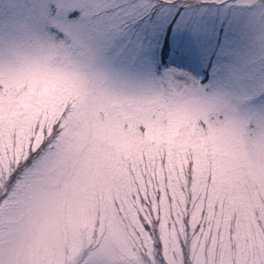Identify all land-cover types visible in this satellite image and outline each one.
I'll use <instances>...</instances> for the list:
<instances>
[{
  "label": "clouds",
  "instance_id": "clouds-1",
  "mask_svg": "<svg viewBox=\"0 0 264 264\" xmlns=\"http://www.w3.org/2000/svg\"><path fill=\"white\" fill-rule=\"evenodd\" d=\"M249 2L232 11L247 12L242 32L257 36L259 54L245 52L214 87L195 77L162 92L131 84L79 33L57 36L38 19L0 36V159L33 153L11 184V204L0 209V257L153 264L130 198L141 173H156L161 161L196 176L238 235L256 231L253 219L264 220V119L252 112L264 111L257 14L264 0ZM11 7L0 0L4 11ZM176 121L178 134L169 136Z\"/></svg>",
  "mask_w": 264,
  "mask_h": 264
},
{
  "label": "snow or ice",
  "instance_id": "snow-or-ice-1",
  "mask_svg": "<svg viewBox=\"0 0 264 264\" xmlns=\"http://www.w3.org/2000/svg\"><path fill=\"white\" fill-rule=\"evenodd\" d=\"M249 0H31L16 6V15L0 24V36H11L22 24L38 19L43 29L57 36L79 33L86 42L100 52L112 71L127 80L144 84H167L187 81L192 77L204 84L197 68L189 66L188 58L179 48L172 66H168L171 49L166 43L157 60L154 47L157 32L169 24L176 32L191 33L201 42L208 55L209 66L214 69V87L233 74L235 40L233 32H240L248 22L246 11ZM213 9L215 15L213 17ZM264 18V8L257 13ZM223 19L229 23V34L221 37L210 19ZM252 114L264 119V111ZM38 141L34 138L33 147ZM37 151L39 148L37 147ZM32 148L19 153V159H0V209L7 208L15 195L9 190L19 172L30 161ZM2 240V237H0ZM0 264H11L0 257ZM246 264H264V254H254Z\"/></svg>",
  "mask_w": 264,
  "mask_h": 264
},
{
  "label": "rangeland",
  "instance_id": "rangeland-1",
  "mask_svg": "<svg viewBox=\"0 0 264 264\" xmlns=\"http://www.w3.org/2000/svg\"><path fill=\"white\" fill-rule=\"evenodd\" d=\"M30 2L11 0L12 7L8 11L0 8V24L16 15L18 4ZM196 2L200 3L201 0ZM207 2L212 3L213 0ZM210 23L215 25L222 38L229 34V23L222 18H211ZM169 27V24L163 25L156 34L154 47L157 60L167 43L171 49L168 66H172L179 48L188 58L189 66L197 68L194 75L206 85L212 83L214 69L209 66L208 55L201 42L191 33L176 32L174 24L171 25V32ZM233 39L236 61L245 52L259 54L257 36L234 31ZM125 80L160 92L178 86L177 83L149 85ZM179 127L180 121H176L175 126L168 130V135L178 134ZM139 185L130 198L135 202L130 207L143 239L151 249L153 264H246L250 256L261 254L255 250L264 248V238L259 235L264 233V220L254 218L256 231H242L238 235L235 220L226 225L223 217L218 215L222 211L221 202L215 197L210 198L199 179L189 175L182 166L170 167L167 161H161L156 173H141ZM237 241H243L239 248Z\"/></svg>",
  "mask_w": 264,
  "mask_h": 264
}]
</instances>
